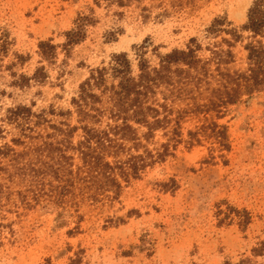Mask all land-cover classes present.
Wrapping results in <instances>:
<instances>
[{"label": "rangeland", "instance_id": "374dc122", "mask_svg": "<svg viewBox=\"0 0 264 264\" xmlns=\"http://www.w3.org/2000/svg\"><path fill=\"white\" fill-rule=\"evenodd\" d=\"M253 1L125 0L120 6L106 0H0V34L11 43L9 54L0 56V264H235L251 256L264 239V90L220 114L196 111L189 100L169 101L182 140H171L165 159L139 178H121L117 199L107 197L113 193L90 198L85 182L68 187L69 175L58 170L60 155L74 154L77 171L82 162L75 148L84 133L63 134L49 125L77 124L76 113L66 114L75 111L72 99L91 70L108 65L114 53L134 60L136 47L147 41V56L156 60L153 47L166 53L186 48L194 37L203 57L215 44L227 48L222 40L230 34L208 33L215 18L241 32L232 41L235 60L228 68L246 69L245 46L253 38L241 27ZM80 14L95 22L66 53L65 33ZM47 39L60 46L52 64L39 52ZM16 52L26 61L9 67ZM42 65L50 76L44 83H14L12 72L31 76ZM20 105L46 120L14 118L11 110ZM215 122L220 126L213 128ZM175 127L170 122L144 144L161 151ZM235 209L249 212L248 225Z\"/></svg>", "mask_w": 264, "mask_h": 264}, {"label": "trees", "instance_id": "16d2710c", "mask_svg": "<svg viewBox=\"0 0 264 264\" xmlns=\"http://www.w3.org/2000/svg\"><path fill=\"white\" fill-rule=\"evenodd\" d=\"M106 1L125 5V0ZM94 22L93 16L80 14L75 27L65 33L66 41L61 45L63 50L69 53L74 45L82 42L87 37V27ZM225 25H228L225 19L215 18L208 28L209 34H230V38L222 40L227 48H223L221 43L208 48L210 57L200 54L203 46L194 37L186 48H174L166 53L153 47L156 60H152L147 56L150 44L144 41L136 47L134 60L127 52L114 53L108 65L91 70L89 77L80 85L78 95L72 99L75 111L66 113L70 116L76 113L77 124L62 121L49 125L63 134H73L78 130L84 133V140L75 148L82 162L77 171L74 170V154L62 151L60 155L58 170L69 175L68 187L78 189V181L85 182L86 190L91 191L90 198L98 200L106 193H113L107 197L117 199L123 189L121 178L127 182L131 178H139L148 166L165 159L170 153L171 140L174 145L182 140L179 117L175 120L170 118L174 112L170 102L189 100L196 111L220 114L227 105L264 90V0L253 1L247 20L241 27V31L251 33L253 38L245 46L248 66L244 70L228 68V64L235 60L232 41L239 40L242 34L237 28ZM10 44L7 33L0 34V56L9 54ZM38 46L43 61L56 62L59 45L47 39L41 40ZM14 55L16 61L9 67L26 61L23 54L16 52ZM12 75L17 76L14 83L19 86L28 85L32 80L44 83L50 77L44 65L37 67L31 76L17 72H12ZM11 113L14 118L26 119L33 124L46 120L43 113L34 114L24 105L12 109ZM172 121L176 122L174 136L162 144L161 151L150 150L144 141L153 138L157 130L166 129ZM218 126L216 122L213 124V128ZM28 127L30 131L34 130L31 124ZM221 127L225 130V126ZM140 129H145V132L140 133ZM196 134L189 132L191 140ZM234 213L239 215L242 225L249 224V212L235 209ZM235 264H264V239L252 248L251 256L242 257Z\"/></svg>", "mask_w": 264, "mask_h": 264}]
</instances>
